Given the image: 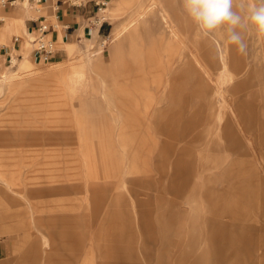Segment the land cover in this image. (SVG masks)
Masks as SVG:
<instances>
[{
    "label": "rangeland",
    "instance_id": "obj_1",
    "mask_svg": "<svg viewBox=\"0 0 264 264\" xmlns=\"http://www.w3.org/2000/svg\"><path fill=\"white\" fill-rule=\"evenodd\" d=\"M103 1L104 35L32 67L70 79H0V264H264V35L242 55L171 6L172 47L153 1Z\"/></svg>",
    "mask_w": 264,
    "mask_h": 264
},
{
    "label": "crops",
    "instance_id": "obj_2",
    "mask_svg": "<svg viewBox=\"0 0 264 264\" xmlns=\"http://www.w3.org/2000/svg\"><path fill=\"white\" fill-rule=\"evenodd\" d=\"M28 1L29 0L23 2V6L26 5ZM151 1L155 4L154 7L159 8L166 31H168L169 39H167V45L172 47L177 46L176 44H180L179 38L182 37L184 33L182 28L178 27L171 18L172 16H170L169 9L173 6L178 15L182 17L184 12L182 10L181 1ZM34 2L38 4V6L36 7L33 5L28 11H23L21 9L8 11L7 13L11 14L10 18L13 20L7 21L1 25L3 27V32L0 31V41L5 38L12 41V44L9 46H1V53H3V56H5L6 59L12 57V60H10L11 64H13L16 59H21L13 72L8 73L7 70L1 72L0 79L7 77L8 85L9 81H19V86H22L24 82L20 79L24 74L30 75L31 79L35 80H44L53 76H61L64 80L71 78V75H68L66 68L61 66L62 64L42 73H35L32 69L35 62L45 63L49 59L59 60L64 55V52L61 49L55 50L50 55L36 53L34 49L31 53L26 48L22 49L24 39L29 38V35L36 36L40 27H46V32L44 33L45 36L54 40L55 43L71 42L68 43V45L77 47V44L74 42H81L88 38V36L94 35V33H98L99 36L104 35L103 33L108 26L106 19L100 20L99 18V14L103 10V6H101V3L104 2L103 0H34ZM142 3L139 5V8L141 9L144 7ZM143 14L144 11L139 13L140 16H143ZM134 20L138 21L139 16ZM17 32H23L25 36L16 35L18 34ZM114 36L115 38H119L120 41L113 51V54L115 51L122 52L125 40H128L127 42L134 45L136 43L135 40H137V38L139 39L137 28L130 30V26L128 25H124L121 29L117 30ZM15 37H19V39L16 41ZM29 42L33 43V40H29ZM211 52L212 56L215 58L216 54L214 53V50ZM82 62L86 69V62Z\"/></svg>",
    "mask_w": 264,
    "mask_h": 264
},
{
    "label": "clouds",
    "instance_id": "obj_3",
    "mask_svg": "<svg viewBox=\"0 0 264 264\" xmlns=\"http://www.w3.org/2000/svg\"><path fill=\"white\" fill-rule=\"evenodd\" d=\"M186 17L208 36L223 31L229 44L246 55L247 34L254 30L264 35V0H181Z\"/></svg>",
    "mask_w": 264,
    "mask_h": 264
},
{
    "label": "built area",
    "instance_id": "obj_4",
    "mask_svg": "<svg viewBox=\"0 0 264 264\" xmlns=\"http://www.w3.org/2000/svg\"><path fill=\"white\" fill-rule=\"evenodd\" d=\"M16 0H0V4H2L3 6H7L8 4L13 5L15 3ZM106 3L102 2L101 6H104ZM0 21H2V18H0ZM46 32V27L42 26L39 28L38 34L36 35L35 39L33 40L34 44H40L38 46H36L34 48V50L36 51V53H44L46 55H50L52 54L56 49H55V41L52 39H48L45 36ZM92 36V35H90ZM19 39V37H15V40L17 41ZM12 60V58H11Z\"/></svg>",
    "mask_w": 264,
    "mask_h": 264
},
{
    "label": "bare ground",
    "instance_id": "obj_5",
    "mask_svg": "<svg viewBox=\"0 0 264 264\" xmlns=\"http://www.w3.org/2000/svg\"><path fill=\"white\" fill-rule=\"evenodd\" d=\"M16 2V1H15Z\"/></svg>",
    "mask_w": 264,
    "mask_h": 264
}]
</instances>
